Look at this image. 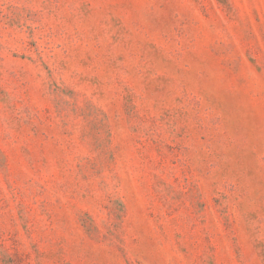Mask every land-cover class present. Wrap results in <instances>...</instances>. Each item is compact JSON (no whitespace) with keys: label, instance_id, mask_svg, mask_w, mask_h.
I'll use <instances>...</instances> for the list:
<instances>
[{"label":"rangeland","instance_id":"obj_1","mask_svg":"<svg viewBox=\"0 0 264 264\" xmlns=\"http://www.w3.org/2000/svg\"><path fill=\"white\" fill-rule=\"evenodd\" d=\"M0 264H264V0H0Z\"/></svg>","mask_w":264,"mask_h":264}]
</instances>
